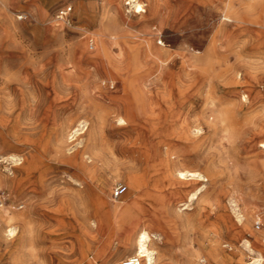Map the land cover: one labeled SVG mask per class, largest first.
I'll list each match as a JSON object with an SVG mask.
<instances>
[{
    "label": "rangeland",
    "instance_id": "1",
    "mask_svg": "<svg viewBox=\"0 0 264 264\" xmlns=\"http://www.w3.org/2000/svg\"><path fill=\"white\" fill-rule=\"evenodd\" d=\"M144 1L0 0V264H264V0Z\"/></svg>",
    "mask_w": 264,
    "mask_h": 264
},
{
    "label": "bare ground",
    "instance_id": "2",
    "mask_svg": "<svg viewBox=\"0 0 264 264\" xmlns=\"http://www.w3.org/2000/svg\"><path fill=\"white\" fill-rule=\"evenodd\" d=\"M130 2H132V4H133L132 7H134L135 12H137V13L147 12L148 8H146V7H147L148 3L146 1H144V0H130ZM160 53H162V52H160ZM104 56L107 57L108 64L109 65L112 64L113 61L110 60L108 50H104ZM92 59H94V58H92ZM108 78L114 84L115 79L113 77H108ZM142 99H143V97H142ZM146 100H149V98L147 97ZM118 120L121 124L127 123V121L124 118H119ZM79 130H80V128H77V129H75V132H77ZM201 130L202 129H201L199 123H197L195 126H192L189 123L174 122L173 123V131L171 134L173 139L169 140L168 142L163 143V145H162L166 148L165 153H164V154H166V160L168 162H170V164L171 163L172 164L179 163L180 162V156L178 155V152H176L174 150L173 143L177 144L179 142L185 141L186 139L199 137ZM260 146L264 148V141L260 143ZM152 157L154 158V157H156V155H154ZM172 164H171V166H172ZM171 173H172V174H170L171 184H185L188 181H192V180H199V181L208 180V178L205 176L206 174L204 175L198 171L183 170V169H180L176 166L171 168ZM140 187H141V185L138 184L137 188H140ZM201 191H202L201 188H199L196 192L190 194L188 197L189 200L192 202L193 200L199 199V195L201 194ZM104 209H106L105 215L110 214V213L114 214L115 226L117 227L118 230H120V228L118 226V222L121 220V218L118 217V211H117L118 207L116 205H111L110 203H107L104 206ZM237 220L241 223L240 226L237 225L239 232L244 233L245 231H250L249 221L246 222L244 220V215H242V213L240 211L237 212ZM135 227L137 228V226H133L130 228L128 226H124V228L121 230L131 232V231H134V229H135V231H134L135 237L133 238V240H131L135 243L134 255L142 256L144 264H155L156 263V252L150 246V243L152 241V233H151L152 231L150 232L145 226H141V228L139 230H136ZM14 232H15V230L13 228V229H10L9 233L13 234ZM256 237L258 240L262 239L261 236H256ZM213 252H215V251H213ZM261 260H262L261 258L257 259L258 262H261Z\"/></svg>",
    "mask_w": 264,
    "mask_h": 264
},
{
    "label": "built area",
    "instance_id": "3",
    "mask_svg": "<svg viewBox=\"0 0 264 264\" xmlns=\"http://www.w3.org/2000/svg\"><path fill=\"white\" fill-rule=\"evenodd\" d=\"M71 11V7H69L68 9L65 8L62 11H60V17L62 19H66L69 15ZM128 190V187L126 185L123 184H119L114 191V196L116 198L121 197L123 194H125ZM121 264H144L143 262V257L140 255H132L129 257H126L125 259H123V261L121 262Z\"/></svg>",
    "mask_w": 264,
    "mask_h": 264
}]
</instances>
